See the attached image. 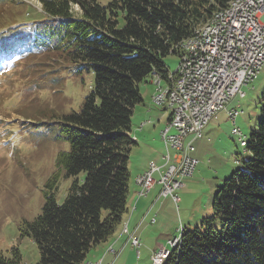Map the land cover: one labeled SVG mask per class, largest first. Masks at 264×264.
<instances>
[{
    "label": "trees",
    "instance_id": "trees-1",
    "mask_svg": "<svg viewBox=\"0 0 264 264\" xmlns=\"http://www.w3.org/2000/svg\"><path fill=\"white\" fill-rule=\"evenodd\" d=\"M37 1L36 16L0 33V63L13 53L53 54L75 74L92 70L93 84L80 110L59 123L69 149L58 154L42 210L23 233L38 246L36 264H82L126 212L139 85L153 74L167 80L164 58L180 57L182 43L232 0ZM246 149L251 159L217 190L212 215L182 227L162 264H264V105ZM61 171L73 181L59 204ZM20 261L17 248L0 251V264Z\"/></svg>",
    "mask_w": 264,
    "mask_h": 264
},
{
    "label": "rangeland",
    "instance_id": "rangeland-1",
    "mask_svg": "<svg viewBox=\"0 0 264 264\" xmlns=\"http://www.w3.org/2000/svg\"><path fill=\"white\" fill-rule=\"evenodd\" d=\"M110 1L97 0L101 5ZM39 9L37 0H2L0 15L5 21L0 23V33L6 31L10 23L18 27L17 21L30 20ZM73 9H77V6H73ZM178 62L179 57L175 55L164 58L169 75L175 72ZM67 67L68 64L53 54L13 53L11 59L0 63V251L8 255L11 248H17L21 256L20 264H36L40 260L37 244L23 233L24 225L40 214L45 202L46 183L57 170V156L69 149L59 123L65 115L80 110L93 84L92 70L75 74L73 69ZM139 86L146 84L141 83ZM161 86L166 87L167 81L161 79ZM153 89L155 94V85ZM242 92L244 98L236 97L228 104V109L240 112L235 125L226 111L222 110L210 119L202 136L194 140L192 156L198 165L192 176L181 179L185 186L177 191L180 202L177 209L174 205L169 210L168 221L166 219L164 225H159L160 220L157 218V223L150 226V229L161 227L158 233L155 230L152 235L154 244L158 242L157 234L164 238L159 242L168 245V241L179 236L182 227L192 229L200 224L201 218L210 217L214 196L224 180L232 172L242 169L244 162L251 159V153L239 146L231 130L234 126L238 127L248 139L258 126L260 109L264 105V63L257 79L243 86ZM141 96L143 103L137 107H143L145 111L149 108V116L159 115L163 129L170 119L169 116L166 122L170 109L156 107L152 95H148V98L144 94ZM145 118L139 111L133 112L131 129L139 130L141 119ZM158 143L163 156L166 149L161 137ZM140 146H133L130 152L128 166H131L134 175V167L141 166L144 156L149 154H140ZM168 151L170 155L175 152L172 147ZM147 160L154 158L148 156ZM161 164H164V160ZM148 170L149 164L145 172ZM83 176L80 174L79 178ZM72 181L73 178L66 177L61 171L56 191L57 203H62ZM140 181L145 186L147 178H141ZM141 241L144 244L143 236ZM151 243L146 247L149 248ZM143 251L144 248H141L140 264H152L143 256ZM166 255L167 252L163 254V260Z\"/></svg>",
    "mask_w": 264,
    "mask_h": 264
},
{
    "label": "built area",
    "instance_id": "built-area-1",
    "mask_svg": "<svg viewBox=\"0 0 264 264\" xmlns=\"http://www.w3.org/2000/svg\"><path fill=\"white\" fill-rule=\"evenodd\" d=\"M211 49H204L202 39L191 50V60L179 62L173 79L178 86L176 104L170 107V121L164 130L162 140L166 153L164 164L149 162V173L141 178H149L146 192L156 184L161 185L159 195L170 197L177 205L179 197L176 191L182 187L180 179L191 176L198 161L190 154L193 151L192 141L201 136L203 128L219 111L223 110L230 99L242 98L243 85L257 78L264 62V0H248L233 11L229 19H222L213 29ZM199 61V71L191 70V62ZM179 74L187 75L186 83H179ZM157 80V75L153 81ZM234 121L235 110L228 111ZM243 140L239 129L232 130ZM174 149L173 155L168 148ZM156 175V176H155ZM155 219L152 218L151 223ZM128 241L138 248L139 239L127 228ZM174 241L168 242L172 245ZM167 249L157 245L151 257L152 264H158ZM139 253L137 252V256Z\"/></svg>",
    "mask_w": 264,
    "mask_h": 264
},
{
    "label": "crops",
    "instance_id": "crops-1",
    "mask_svg": "<svg viewBox=\"0 0 264 264\" xmlns=\"http://www.w3.org/2000/svg\"><path fill=\"white\" fill-rule=\"evenodd\" d=\"M144 83L146 86L139 87V90L142 95L144 94L145 98H148V95L150 97V95H152L154 92L153 85L151 84L150 79L149 82L146 80ZM141 103H143V97ZM137 106L138 104L134 107L133 112L139 111L141 115L146 117V120L141 119L139 130L130 129V136L136 141V146L141 144L138 149L140 154L149 153L148 156H152V158H154V160L150 161L161 165L162 151L158 141L160 138V130L162 129L163 124L159 119V115L154 117L149 116L147 113L150 111L149 108H147L145 111L143 107ZM142 138L143 143H141ZM147 157L144 156L142 160L144 162L141 166L139 165L134 167L135 175L131 171V166L130 168L128 166L130 179L128 184L126 212L123 215L121 224L111 237L89 251L85 261L82 264H140L141 248L142 250L144 248L143 256L150 260V256L156 250L157 244H162L159 242V240L163 241L164 239L162 238L163 236H161V234H157L158 242H156V244L153 243L154 237L152 236L154 231L156 230L158 233L161 227L158 226L152 229L150 228L152 225L157 223V218L160 220L159 225H164V221L166 219L168 221V218L170 217L168 214L169 210L175 204L170 198L159 196V191L161 188L160 185L154 186L145 196L138 197L139 186L135 183V177L142 174L147 169L149 162ZM184 186L185 185L183 184V187L179 190H182ZM152 217H155V223L153 224L151 223ZM124 222L127 223L128 230L133 233V235L140 241V247L138 249L140 254L139 257H136L137 252L127 241V236L121 233L122 224ZM148 230L150 231L148 232ZM142 236L144 239V244H142L141 241ZM150 243L151 246L147 248L146 246H149Z\"/></svg>",
    "mask_w": 264,
    "mask_h": 264
},
{
    "label": "bare ground",
    "instance_id": "bare-ground-1",
    "mask_svg": "<svg viewBox=\"0 0 264 264\" xmlns=\"http://www.w3.org/2000/svg\"><path fill=\"white\" fill-rule=\"evenodd\" d=\"M245 1L248 0H232L227 7L215 11L210 17V19L204 25L196 29L193 35L182 43L181 45L182 53L179 57V62H187L188 60H191V50H193V48L197 45V42L200 39H202L204 49H211L213 44V36H212L213 29L216 28V25L220 22L221 18L229 19V16L231 13H233V11H239V7L243 5ZM176 69H178V66ZM191 70L199 71V61L191 62ZM152 82L156 85V92L152 97V102L157 106H163L168 109H170V107H173V105L176 104V97L178 94V86L176 85V81L173 79V76H171L169 80H167L166 87L161 86L159 76H157L156 81L152 80ZM186 82H187V75L179 74V83H186ZM169 121L170 119L168 120L167 125L164 126V128L160 132L161 138L164 136V130L168 126ZM245 144L246 142L243 139L240 145L244 146ZM148 173L149 170L144 174H148ZM140 176H143V174L137 176L135 181L140 186V192H146V190L149 187V178H147L146 184L144 186V184L142 185L141 181L138 182ZM127 227H128L127 224L124 223L123 228L121 230L122 234L124 235L127 234ZM176 242L177 240H174V243H172V245H174ZM167 255H168V250H167ZM162 262H163V256L159 260L158 264H162Z\"/></svg>",
    "mask_w": 264,
    "mask_h": 264
}]
</instances>
